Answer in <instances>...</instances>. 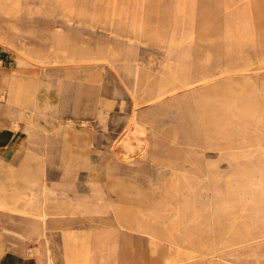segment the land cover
<instances>
[{
	"label": "rangeland",
	"instance_id": "374dc122",
	"mask_svg": "<svg viewBox=\"0 0 264 264\" xmlns=\"http://www.w3.org/2000/svg\"><path fill=\"white\" fill-rule=\"evenodd\" d=\"M0 59V79L62 98L44 143L50 206L63 207L44 224L0 219L28 236L0 233L15 261L264 264V0H0ZM183 77L193 85L166 94ZM229 89L241 109L223 99ZM149 91L164 98L137 104ZM152 111L150 135L190 144L199 169L147 161V138L130 143L129 157L115 146L129 117L153 120ZM115 155L142 167L131 189Z\"/></svg>",
	"mask_w": 264,
	"mask_h": 264
},
{
	"label": "crops",
	"instance_id": "0c3cea01",
	"mask_svg": "<svg viewBox=\"0 0 264 264\" xmlns=\"http://www.w3.org/2000/svg\"><path fill=\"white\" fill-rule=\"evenodd\" d=\"M1 62L2 60L0 59V63ZM189 80L192 83V80ZM180 87L181 86L179 84L178 86L174 87V89L171 88V91L169 90L168 92H166V94L172 95L176 93ZM32 88L34 90H32ZM237 90L235 92H238ZM30 92L33 94V96L36 93H39V95L41 96L33 98ZM43 94H48V96H45V98H43ZM145 94H148L149 96H146ZM28 95L29 98H31L30 100H28L29 98L26 99ZM162 98H164L163 93L149 91L145 92L142 95L141 99L139 98L140 100L137 102V104L154 106ZM29 102L33 103L29 104ZM35 103L38 105H35ZM61 104L62 98L60 97V95L57 92L47 89L45 86H39L37 84L31 83L26 79H19L12 75L8 78L5 77L4 79H0V196L3 197L6 195L8 196V198L13 197L12 203L15 207L27 206L25 199L28 198L29 188L31 186H38L39 182L41 181L47 182L50 186V156L45 148L44 142L45 140H47V138L49 139L53 128L56 126V115L58 113L57 107ZM233 107H235V109L237 110L241 109V107L236 104V102H234ZM32 111L36 112L38 123L29 122L27 114ZM2 114L4 119H1ZM159 114L160 113H158V111H152L149 116H151L153 120L149 121H147V119H136L133 115L131 116V118L129 117L124 124V128L122 131V134L124 135H120V142H118V140L115 141V146L117 145L118 147H121L122 152L124 154H127V156L129 157L130 153L125 152L124 144L140 143L143 139H145V137L143 136L150 133L153 126L158 122ZM134 122H137V126L139 127V129L144 132L143 135H140L139 133L133 135L132 137L129 136V130ZM129 138L133 139L130 140ZM166 141L167 140L160 139L159 143L164 144ZM130 146L132 148L134 147L133 145ZM135 147L137 148L139 146ZM145 158L148 161V158ZM14 159H16V162H14ZM56 159L58 163L59 173H65L66 165L68 163L67 143L65 138L61 139L60 136L57 140ZM124 159L126 158H123L120 155H115L114 168L118 170V181L120 183L122 182L126 184V186L131 189L133 185L136 184V181L138 182L140 180V172H142V167L141 165H138L134 169L123 168L120 166L119 160ZM194 159L195 161L193 167L199 169V155H195ZM36 173L37 177L35 176ZM13 179L16 182H13ZM31 200L34 201L33 199ZM37 202L40 203L41 212L45 213L43 214L44 219H42L36 213H34L33 215H25L18 210H14L15 212H13L12 210L3 208H0V219L6 218L8 220H26L30 221L31 223L33 222L44 224L46 223V219L49 216L60 213L59 209L55 210L52 208L53 206H50V192L45 195L38 196ZM142 232L146 233L148 231L146 230L145 232ZM0 233H13L17 238L21 240H25L28 238L26 234L14 231L4 226H0ZM64 233L65 237H70V234L68 232ZM8 251L9 250L7 245L5 244L4 239L0 236V264H32L28 262L21 263L15 261L11 257L12 253ZM83 262L86 263V261ZM68 264H72V262H69Z\"/></svg>",
	"mask_w": 264,
	"mask_h": 264
},
{
	"label": "bare ground",
	"instance_id": "6f19581e",
	"mask_svg": "<svg viewBox=\"0 0 264 264\" xmlns=\"http://www.w3.org/2000/svg\"><path fill=\"white\" fill-rule=\"evenodd\" d=\"M51 3H54V2H51ZM53 5V4H52ZM55 6V5H54ZM49 7V6H48ZM46 8V7H45ZM50 8V7H49ZM55 8V7H54ZM48 9V8H47ZM50 10V9H49ZM53 10V9H52ZM43 12V11H42ZM49 12V11H48ZM173 83V82H172ZM193 85V83H191V81L187 78V77H183L181 80H180V88L178 89L179 91H184L186 89H188L189 87H191ZM36 87V86H34ZM31 89V88H30ZM174 89V87L172 88ZM32 90H34L32 88ZM44 90V89H43ZM177 90V91H178ZM31 91V90H30ZM171 91V90H170ZM31 93V92H30ZM35 93V91H34ZM44 93V92H42ZM177 93V92H176ZM32 94V93H31ZM49 94V93H48ZM48 94H43L42 97L45 98V96H48ZM175 94V93H174ZM235 94H238V92H233L231 89H229V91H227L226 93L223 94V99L227 102H229V105H234V101L233 99L228 101L230 99V96L232 95L233 97H236L237 95ZM146 95V94H145ZM148 95V94H147ZM146 95V96H147ZM173 95V94H172ZM240 95V94H239ZM33 96V94L31 95ZM35 96V97H34ZM33 96V98H36V97H40L41 95H39V93L35 94ZM149 96V95H148ZM231 96V97H232ZM26 97V96H25ZM142 97V96H141ZM140 97V99H141ZM208 97V96H207ZM29 98V95L26 99ZM24 99V98H23ZM31 98H29L28 100H30ZM139 99V100H140ZM27 100V101H28ZM37 100V99H36ZM26 101V100H25ZM34 101V100H33ZM92 101V100H91ZM31 102H29L30 104ZM33 103V102H32ZM31 103V104H32ZM41 104V103H40ZM28 105V103H27ZM35 105H38L35 103ZM37 108V107H36ZM86 108V107H85ZM195 108L197 109V111L199 112L200 115H203L202 113V107H201V102L200 100H197L195 102ZM28 116V119H29V122L30 123H38L37 121V117H36V112L35 111H32L30 113L27 114ZM26 118V117H25ZM159 122V121H158ZM158 122L154 125V126H157L158 125ZM37 125V124H36ZM33 126V125H32ZM133 128L131 131H129V136L132 137L136 132L138 131L139 133H142L144 134V132L141 131V129H139V127L137 126V122H134L133 123ZM153 126V128H154ZM152 130V129H151ZM148 139V142H149V146L153 152L151 151H146L145 149L146 148H142L141 146L137 147V149L140 151L141 149H144L145 152H146V157L148 158V161L149 162H156L158 164H160L161 166L163 167H167V168H177L179 170H182L184 169L186 165H188L189 167H193L194 166V157L195 155H198L197 152H194L191 148V145L190 144H186V145H168V144H165L167 141L169 142H172L171 140H167L164 144H160L159 143V139L155 138L153 135H150V133H148L147 135L145 134V139ZM130 140L133 139V138H129ZM259 148V147H258ZM124 149H125V152L128 153V152H131L133 151V148L130 146V144H124ZM174 149H180L179 151L183 150L184 152V156H168V150H171V151H174ZM158 151V152H157ZM163 151L165 152L166 151V154H161L163 153ZM260 151V150H259ZM263 152V151H262ZM216 153V152H215ZM159 154H161L160 156H158ZM217 154V153H216ZM140 155V154H139ZM260 157V156H259ZM222 158V157H221ZM261 158H264V157H261ZM216 159V158H215ZM218 160V159H217ZM152 165V164H151ZM216 165V164H215ZM156 171V170H155ZM158 171V170H157ZM156 171V172H157ZM170 172V171H169ZM35 176L37 177V173L35 174ZM254 177V176H253ZM22 178V177H21ZM249 179V178H248ZM10 180V179H9ZM8 180V181H9ZM13 182H16L14 179H13ZM12 183V182H11ZM10 183V184H11ZM4 184V183H3ZM9 184V183H8ZM16 184V183H15ZM17 186V185H16ZM24 186V185H23ZM22 186V187H23ZM51 187L48 185L47 182L45 181H41L39 182L38 186H34V187H30L29 188V193H28V198L25 199L26 201V207H15L13 206V200L12 198H8V196H0V208H3V209H8V210H12L13 212H15L14 210H18L19 212H21L22 214H28V215H33L34 213H36L37 215H39L42 219H44V215L45 213H42L41 212V206H40V203L37 202V197L38 196H42V195H45L47 194L48 192L51 193ZM88 191V190H87ZM11 192V191H10ZM56 192V191H55ZM20 193V192H19ZM15 195V194H14ZM20 197V196H19ZM24 197V196H23ZM63 197V196H62ZM31 199H33L34 201H32ZM22 200V199H21ZM45 200V198H44ZM20 201V200H19ZM19 201H18V204H19ZM21 202V201H20ZM63 205L62 203H60L59 205H54L52 208L57 210L59 209V211H61ZM72 243V242H71ZM68 245L70 246V241H68ZM48 246V245H47ZM46 246V247H47Z\"/></svg>",
	"mask_w": 264,
	"mask_h": 264
}]
</instances>
